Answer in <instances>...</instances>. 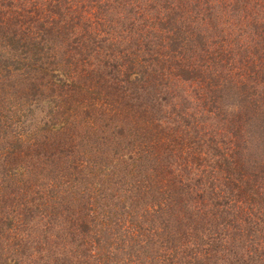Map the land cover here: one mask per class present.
<instances>
[{"label":"trees","instance_id":"obj_1","mask_svg":"<svg viewBox=\"0 0 264 264\" xmlns=\"http://www.w3.org/2000/svg\"><path fill=\"white\" fill-rule=\"evenodd\" d=\"M120 261L264 264V0H0V264Z\"/></svg>","mask_w":264,"mask_h":264},{"label":"rangeland","instance_id":"obj_2","mask_svg":"<svg viewBox=\"0 0 264 264\" xmlns=\"http://www.w3.org/2000/svg\"><path fill=\"white\" fill-rule=\"evenodd\" d=\"M91 166H95V163H92ZM120 166H121V163H120ZM122 166L124 168H126L129 172L131 170L133 171L132 163H130V162H125V163L122 164ZM132 182L133 181H131V183ZM123 187H124V193H126V196L128 198V200H127V206L129 207V210L131 209V207L135 210L134 211V215L135 216H134V220L133 221H134V223L135 222L141 223L140 222L141 220L139 219V217H143V212H141V211H143V209L145 207V203H142V200H141L142 197L141 196L139 197L137 195L138 193H137V190H135L136 188H134L133 190H130V189L127 188V186H123ZM110 193H111V191L108 190V192L106 194L112 200V197H111ZM136 216H137V218H136ZM233 235H234V231L228 230L227 233L224 236V240H226V241H228L230 243L231 242L230 240L233 237ZM118 255H120V254H118ZM119 260L120 259H118V261ZM120 263L124 264L123 261H120ZM113 264H115V262H113Z\"/></svg>","mask_w":264,"mask_h":264}]
</instances>
